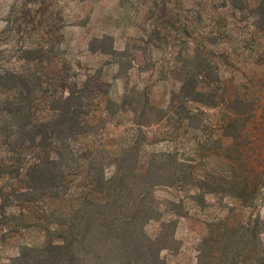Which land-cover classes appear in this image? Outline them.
I'll use <instances>...</instances> for the list:
<instances>
[{"label":"trees","instance_id":"1","mask_svg":"<svg viewBox=\"0 0 264 264\" xmlns=\"http://www.w3.org/2000/svg\"><path fill=\"white\" fill-rule=\"evenodd\" d=\"M206 1L209 12L140 0L147 33L133 36V51L109 35L89 42L115 57L117 77L136 68L170 78L163 104L136 83L114 99L102 68L78 72L58 0L10 5L0 29V246L29 229L42 238L0 264H169L161 254L192 207L219 212L198 264H264V0ZM153 50L167 64L151 63Z\"/></svg>","mask_w":264,"mask_h":264},{"label":"rangeland","instance_id":"2","mask_svg":"<svg viewBox=\"0 0 264 264\" xmlns=\"http://www.w3.org/2000/svg\"><path fill=\"white\" fill-rule=\"evenodd\" d=\"M61 13L65 20L63 28V48L73 64L78 66L80 73H90L96 68H102L103 78L110 83L109 95L114 99H120L125 85H147L151 88V101L155 104H163L172 89L173 81L164 78L163 74L154 73L151 70L139 73L136 68H131L127 74L123 70L122 77H117V65L113 63L115 57L108 54L95 53L89 48V42L93 37L109 35L113 47L123 49L130 47L133 51V36L147 33L146 13L140 6V0H58ZM15 0H0V29L4 27L5 14ZM192 8L203 7L207 12L211 6L206 0H188ZM177 9V6L176 8ZM212 15H215L212 12ZM146 29V30H144ZM133 58V52L128 56ZM131 58L129 60H131ZM127 59V60H128ZM170 56L166 51L153 50L152 61L159 64H167ZM128 65V62H127ZM133 65V64H132ZM75 66V67H76ZM250 66L244 71L250 73ZM240 74L242 71H238ZM124 125H110L106 131L108 137H116L122 133ZM162 145H158L160 147ZM156 195L161 199L170 197L165 189H159ZM210 203L215 204V198L207 197ZM191 207V206H190ZM259 216L264 219V199L257 209ZM216 207L200 210L192 207L185 218H178L175 226V248L171 251H163L162 257L169 264H198V248L200 239L206 233L207 223L218 217ZM169 218L173 216L169 215ZM159 223L150 222L146 225V231L154 235L159 229ZM264 237V235H263ZM42 234L29 229L19 235L5 240L0 246L1 257L12 255L16 252L17 245L22 243L36 244L40 242ZM206 264V262H202Z\"/></svg>","mask_w":264,"mask_h":264}]
</instances>
